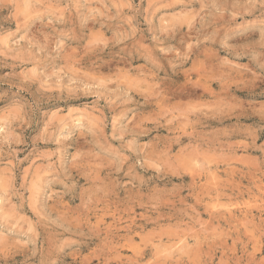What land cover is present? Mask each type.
<instances>
[{"label":"clouds","instance_id":"9594fccd","mask_svg":"<svg viewBox=\"0 0 264 264\" xmlns=\"http://www.w3.org/2000/svg\"><path fill=\"white\" fill-rule=\"evenodd\" d=\"M0 264H264V0H0Z\"/></svg>","mask_w":264,"mask_h":264}]
</instances>
